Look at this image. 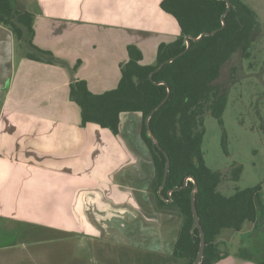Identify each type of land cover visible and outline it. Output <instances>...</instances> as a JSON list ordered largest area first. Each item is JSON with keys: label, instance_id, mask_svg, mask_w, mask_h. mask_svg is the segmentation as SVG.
Masks as SVG:
<instances>
[{"label": "crops", "instance_id": "1", "mask_svg": "<svg viewBox=\"0 0 264 264\" xmlns=\"http://www.w3.org/2000/svg\"><path fill=\"white\" fill-rule=\"evenodd\" d=\"M162 1L15 0L33 15V44L63 64L12 59L0 102V264H182L170 258L181 218L149 191L141 114L121 113L113 134L83 126L69 98L76 80L92 94L116 88L129 45L154 64L180 34ZM224 252L215 264H254Z\"/></svg>", "mask_w": 264, "mask_h": 264}, {"label": "trees", "instance_id": "2", "mask_svg": "<svg viewBox=\"0 0 264 264\" xmlns=\"http://www.w3.org/2000/svg\"><path fill=\"white\" fill-rule=\"evenodd\" d=\"M229 2L231 9L223 17L224 27L219 29L226 9L224 1L163 0L160 8L176 20L180 34L173 42L158 46L154 64L141 65V52L129 45L126 48L128 60L120 66L121 77L116 88L92 94L83 80L74 81L69 88V98L79 107L83 126L93 123L116 134L121 113L141 114V138L150 152L155 171L149 191L158 210L176 213L181 218L170 258L182 264L194 262L200 243L198 230L191 231L193 183L189 178L198 188L195 207L205 242L201 264H215L225 255L220 250V245L225 244L220 241L223 232L239 233L245 224L260 229L259 187H234L230 195L223 194L220 185L225 179L237 183L241 166L232 165L227 178L221 170H212L205 165L201 151L204 117L209 114L218 125H223L221 117L227 88L216 82L229 64L230 80L237 78L239 63L237 61L236 66L234 59L249 57L253 44L264 35V27L250 7L241 0ZM14 3L15 0H0V25L10 30L13 43L23 48L24 57L47 64H63L51 52L33 44V15L17 10ZM217 29L213 35L190 41L188 50L170 61L185 49L186 36L197 37ZM153 82L164 84L155 85ZM167 88L170 91L168 98L149 120L152 134L170 160L160 198L157 190L162 183L165 158L147 137L145 119L165 98ZM223 148L226 153L224 141ZM174 189L178 190L169 196ZM168 199L170 202H166ZM253 250L258 257L250 254L252 258L249 260L264 264V250L256 245ZM244 251L251 250L240 247L238 255Z\"/></svg>", "mask_w": 264, "mask_h": 264}, {"label": "rangeland", "instance_id": "3", "mask_svg": "<svg viewBox=\"0 0 264 264\" xmlns=\"http://www.w3.org/2000/svg\"><path fill=\"white\" fill-rule=\"evenodd\" d=\"M244 1L253 10L254 0ZM259 5L264 10V0H260ZM259 21L264 27V18H259ZM21 55L23 48L13 43V58L18 59ZM234 60L236 66L237 61L239 63L237 78L230 80L229 64L216 82L227 88L225 109L221 117L223 125H218L209 114L204 117L202 156L208 168L221 170L227 178L232 165L241 166L238 182L225 179L220 185V192L230 195L234 187L244 189L258 186L259 194L262 190L261 202L264 204V35L253 44L249 57L242 59L237 56ZM248 230L249 226L243 227L241 235ZM239 240L240 233L234 235L223 232L220 241L225 244L220 245L221 252L237 251ZM242 242L247 246L249 237L242 238Z\"/></svg>", "mask_w": 264, "mask_h": 264}, {"label": "water", "instance_id": "4", "mask_svg": "<svg viewBox=\"0 0 264 264\" xmlns=\"http://www.w3.org/2000/svg\"><path fill=\"white\" fill-rule=\"evenodd\" d=\"M224 1L226 4V9L224 14L221 16V27L219 29H222L224 27V20L223 17L228 13V11L231 9V4L229 0H221ZM219 29L214 30L210 33H202L197 37H191V36H186L184 38V44H185V49L176 57L172 58L170 61H173L174 59L178 58L179 56L183 55L189 48L190 41L196 42L200 40L204 36H210L215 34ZM12 59H13V39H12V33L10 30L7 28L3 27L0 25V102L2 100V94L4 91H6L9 87L11 76H12ZM162 66V65H161ZM159 66L158 69L161 67ZM154 83V82H153ZM155 85H162L164 83H154ZM170 94L169 89L167 88V93L165 98L158 104L146 117L145 119V128H146V135L150 139L152 145L154 146L155 149L160 151L164 158H165V166H164V173H163V178H162V183L161 186L158 188V196L160 198L161 194L160 191L161 189L165 186L166 184V178L170 166V160L168 155L162 150V148L159 145L158 140L154 137L152 134L150 127H149V120L152 117V115L164 104L166 99L168 98ZM189 180L193 183V188L190 194V204H191V213H192V226H191V231L193 232L194 229H197L199 232V238H200V243H199V248L198 252L196 254L195 260L192 264H201L203 254H204V248H205V242H204V235L203 231L201 229L200 223H199V218L197 215L196 207H195V195L197 192V184L196 182L189 178ZM185 187V184L182 186V188ZM181 188V189H182ZM176 191V190H172ZM170 191L169 194L172 192Z\"/></svg>", "mask_w": 264, "mask_h": 264}, {"label": "flooded vegetation", "instance_id": "5", "mask_svg": "<svg viewBox=\"0 0 264 264\" xmlns=\"http://www.w3.org/2000/svg\"><path fill=\"white\" fill-rule=\"evenodd\" d=\"M189 180V179H188ZM186 185V184H185ZM253 187V186H252ZM254 187H258V186H254ZM182 188V187H181ZM174 190H178V189H174ZM158 191V190H157ZM172 191V190H171ZM174 192V191H172ZM171 192V193H172ZM262 192V190H261ZM260 192H257L258 193V199H259V202H260V205L258 206V213L261 214V216L258 218V225L260 227L259 230H255L253 229V226H249V225H246L245 226H249V230L247 232H245L243 235L242 232H239L240 233V240H239V244L237 246V251H232V253L234 255H236L238 258H241V259H245V260H249V257H251V255L253 256L254 254L253 253H256L254 250H253V247L254 245H256L257 247H261L263 250H264V204H262L261 202V196H262V193ZM170 193V194H171ZM158 194V193H157ZM170 194L168 193V195L170 196ZM166 202H170V199L166 200ZM244 226V227H245ZM237 233H235L234 235H236ZM248 236L249 237V244L246 246L243 242H242V238ZM242 247L244 250L245 248L249 247V249L251 251H248V253H246L245 251L242 252L240 255H238V249ZM256 248V247H255ZM253 252V253H252ZM251 254V255H250ZM254 257H258L256 255H254ZM252 258V257H251ZM254 259V258H253ZM253 261V260H251Z\"/></svg>", "mask_w": 264, "mask_h": 264}]
</instances>
